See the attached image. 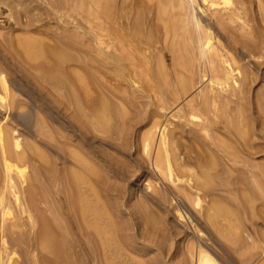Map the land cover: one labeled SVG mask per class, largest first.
<instances>
[{
    "label": "rangeland",
    "instance_id": "rangeland-1",
    "mask_svg": "<svg viewBox=\"0 0 264 264\" xmlns=\"http://www.w3.org/2000/svg\"><path fill=\"white\" fill-rule=\"evenodd\" d=\"M78 1H80L81 4H78ZM78 1L0 0V98H3L0 99V131H4V135L1 132L2 137L7 136L9 139L8 140L6 137L4 139L3 137V141L5 142L1 140L0 147L1 145L4 146L7 140L9 144H12L13 142V146L10 145V148L13 147L11 150L15 154H18L16 151L24 153V161H20V159L12 154L14 157L10 158V156L7 155L6 162L11 165L13 164V169L22 170L25 175L24 177L27 178L29 175L30 177L36 176L39 178L38 180L41 185L44 186L45 183L44 187L50 199L47 200L48 197H46L45 202L39 198V202L41 203L43 201L44 204L42 202V204L37 203V205L39 204L40 208L43 210L48 206L49 208L47 207L48 209H45L48 211H50V207L53 209L52 205H55L56 208L58 207L56 209L54 206L56 211L59 213L62 211L60 215L64 224L67 226V232H69L66 240L67 243L70 244L69 248L72 249V252H74L78 261L80 260L79 262L77 261V264L80 262V264H197L198 256L202 251L208 256H211L214 262H216L215 264H264V0H211L215 3H210L209 6L211 7H207V10H209L207 11V16L209 14L213 15L212 12H216V16H213L220 20H217L216 22L214 21L215 23L211 22L215 39L219 38V41H216L219 42V44L221 42V46L228 49V55L232 56L231 58H234L232 59L234 63H232L233 67L236 69L238 66L237 70L240 71H238L237 74V70H234L233 77L234 75L237 76L234 77L236 83L237 81L239 83L236 85L241 86L240 88H236V85L233 86V84H231L232 86L230 87V83L227 84L231 90L226 87L228 89L222 91L225 95H220L222 96L221 99H224V103L221 105L214 103L215 105L217 104V107H222L220 109L223 110L224 107L227 111L219 110L212 104L210 105L212 107L208 109L209 112H207L206 116H203L205 113H200L201 111L199 112L197 109L194 110V112L196 111V118L190 115L191 109L189 101H192L193 99H189L198 98L196 94L199 93L198 95L200 96V94L206 90L205 86H207V90H209V84L206 82L204 83V81L207 80L200 77L202 76L201 71H203V68L200 66V61L198 63L195 53H187V55H185V51L182 52L180 50L183 54L181 58H179L181 53L178 52L179 50H173V47L171 46L175 41L174 39L180 37L177 33L181 32L185 22L186 25L188 24L187 27L190 29L193 28L192 25L194 24L191 18L186 16V13L190 11L189 8L191 5L192 7H194V5L195 7H198V5L201 6L202 4L200 3V0H194L193 2H196V4L190 0H185L186 2L184 0H113V2L111 1L110 3L112 19L105 18V21L103 19V21L99 20L97 14H95L97 13L93 6L95 0ZM120 2L123 3L120 4ZM191 2L192 4H189ZM184 4H187L186 7L183 6ZM111 5H113V8ZM180 5L183 6L182 11H180ZM231 9H234L233 11L235 12H232ZM184 11H186V13ZM226 11L229 12L230 15L231 13L234 14L231 15L232 18L229 14L225 16ZM218 13H222L224 17ZM119 15L121 16L119 17ZM123 15L124 17H122ZM210 15L208 17H210ZM127 16L129 17L128 19ZM175 16L177 17L175 18ZM228 16L230 17V20ZM182 18L185 22H182ZM126 19L128 23L125 21ZM217 22H219V24ZM169 23H171L170 26L172 28H170ZM109 25H112L113 27H110ZM175 25L176 29L179 28L177 29L179 31H177L176 34ZM99 26L104 29V35L106 32L109 33L108 30L111 32L112 28L115 30L118 29L116 32L119 37L122 35L123 39L128 36L126 34H130L129 39L133 41H129H131L133 45L137 44L136 46H138L141 54L147 58L145 59L143 57L144 62L145 60L148 61L145 63L149 66L152 74L149 72V75L151 74L149 77L145 76L146 74L141 75L142 78L138 77L139 82L135 77L138 82L137 87L132 82L134 77L127 73L125 65L112 64L109 61V56H104L106 52H108L109 55L113 50L115 53H118V50L120 51V45L118 46V44H116L117 40L112 39L111 42H109V46L105 48V53L98 51L96 44L94 46L92 39L95 42L94 37L96 36L95 34L99 32ZM125 26L126 28L127 26L129 28L126 29L124 28ZM131 26L137 34L130 28ZM167 26H169L168 29ZM86 32H90V34H87ZM167 32H171L170 35ZM25 37H31L38 40L42 48L40 50L44 53L46 52L45 54L47 55L52 51H56L58 54L54 52L53 55L57 54L55 57L57 59L61 58L62 60L59 59V62H62L63 65L59 63L56 66V63L53 62V60L49 63V61L47 62L45 59L31 58L28 55L30 47L37 49L38 46L36 48L35 46L37 43L34 44V42L33 44L35 48L30 44V47L27 49L28 53L27 51H24L22 44L19 43H22V40ZM34 39L31 40L35 41ZM81 39H83V41ZM104 39L105 41L107 40L106 42L109 41L108 36H104ZM235 39H237V41ZM233 40H235V43ZM75 41L77 42L76 44ZM161 41L165 44L163 45ZM26 42L25 44H27ZM61 42L62 44H59ZM63 42L67 43L68 46L72 45L74 48H78H69V51H67L68 46L65 48L66 44H63ZM88 42H90V49H88ZM25 44L23 45L25 46ZM83 44L84 46L85 44H88V47H84ZM167 44L169 45L168 48ZM26 46H28V44ZM143 47H145V50H142L144 49ZM79 48L84 49L85 52L90 50L88 56L84 54L85 61L82 56L83 52L79 51ZM95 48L96 52L94 50ZM251 50L253 51L251 52ZM77 52H80V54ZM98 52L100 55H98ZM94 53H98L97 56ZM231 53L233 54L231 55ZM174 54H176V56H174ZM183 55L185 57H183ZM190 55H192V57H190ZM59 56H63V58ZM64 57L66 58L64 59ZM172 57L173 59H171ZM102 58H106L105 60L107 62L104 59L102 60ZM174 58L177 59V61ZM68 59L69 62H71V66H68L74 69V71L72 69L71 71L66 69V67H68L66 66ZM92 59L96 60L98 64L91 61ZM156 59L159 60V63H156ZM182 59L183 62H181ZM188 59L191 60L194 67H192L189 62L190 60L188 61ZM174 61H179L181 64L184 63L182 67L186 64L184 66L185 68H182L181 66L179 67L178 65V67L176 66V69L173 64ZM69 62L67 64H69ZM188 63L189 66L191 65L190 68H186L189 67ZM75 64L77 67H80L78 68V73H81L83 67L88 69V66H90L89 68H93L95 65V71H93L94 69L90 71L93 75L95 74L93 76V78H95V83L98 82L96 84L93 83L95 86L98 84L96 88H93V85L82 87L77 80V83L75 82V79H77L76 75L78 74L77 70L73 68L75 67ZM101 64H103V66H101ZM198 64L200 65L198 66ZM98 65L101 66V68L98 67ZM53 66H56L57 68ZM153 66L156 67L154 68V70L156 69L155 72ZM53 68L55 70H53ZM161 69L164 71H161ZM48 70L52 72H46ZM98 71H102L100 74L103 81L102 79L100 80V76L97 75ZM241 71L243 73H241ZM70 72H72L73 75L70 74ZM153 72L156 73V76L159 78L156 79ZM188 72L189 74H187ZM64 74L67 76H64ZM176 74H178L179 78H177L178 76L175 77ZM69 75L70 78L68 77ZM80 75L83 74L81 73ZM145 77L148 81L145 80ZM62 78L66 79V83L72 78L73 80L71 79L69 81L71 85L67 83L70 86L74 84L73 87L69 86L71 92L73 91V95L76 96L77 94L83 95H79V98L73 96L72 93L70 94V89H67L68 87L66 85V88L65 86H61L64 85L62 83L65 82ZM180 78L185 79L186 81L183 82L182 80H179ZM239 78H242V80ZM112 79H115L116 81ZM143 79L146 83H143ZM246 79L248 81L250 80L249 83ZM1 80H4L7 87L3 86ZM51 80L56 84L54 85ZM150 80H152V82ZM58 81L60 84H57ZM179 81L183 82V84ZM99 83L101 84L99 85ZM167 84L172 86L170 87ZM56 85L60 87L58 88ZM77 85L80 86L78 87ZM184 85L189 87H187L189 92H186L187 89L186 87L184 88ZM242 86L243 88L241 89ZM98 87L100 89H98ZM88 88H93L95 90L91 91ZM137 88L139 90H137ZM180 88L183 92L180 91ZM233 88L234 90L237 89V92H235ZM245 88L246 90H244ZM238 89L241 90V92L239 90L240 93L238 92ZM227 90L232 92V96H228L229 94L226 95ZM66 91L69 92H67V95ZM215 92L217 94L218 91L215 90ZM220 92L218 94H220ZM233 92L240 96L238 97V95L235 94V97ZM68 94L74 97L73 101L75 102L77 101L75 98H78V102L76 103L80 106L78 104L74 106V103V105H72V99ZM86 95H88V97ZM242 96L243 98H241ZM83 97L86 105H84L83 99H81ZM94 97L98 99H95ZM87 99H89L91 103H89L90 105H88ZM245 99L246 101H244ZM92 100L94 101L93 103ZM239 102L241 103L238 104ZM236 104L238 105L236 106ZM84 106L87 107V109ZM185 107L186 109H184ZM90 112L92 113L89 114ZM198 112L200 114H197ZM92 114H94V116ZM223 114H227L226 117ZM207 115L211 118V120L209 119L211 122H204L207 121L205 120L206 118L208 119ZM222 115L224 118H222ZM87 118L88 120H86ZM94 118H98V121ZM198 120H201L202 124L201 121L199 122ZM85 121L87 123H85ZM180 122H183L184 124ZM230 122H232V124H230ZM210 123L214 124L211 125ZM232 125L233 127H231ZM193 127L195 131H193ZM205 127H207V129ZM189 131L191 132L189 133ZM204 131L206 134L203 133ZM148 132H152L155 137L152 136V133H150L152 135H149ZM162 132L168 137V140L166 136V138L164 137V142L166 143V141H168V144L166 143L167 145H165L163 143V147L167 150V146L169 145L168 147H170V150H165V153L167 152L166 156L164 152H161L164 148H159V145L162 146V135H165L161 134ZM144 135L147 136L143 137ZM241 135L243 137H241ZM148 139H150L151 142L148 141ZM144 140L147 141V143ZM15 141H17L18 146L14 145ZM208 141L212 143L210 144ZM215 141L217 142L214 143ZM144 143L147 148H144L146 147ZM223 143L228 144L225 145L226 148H229L228 150L223 148ZM2 151L3 148L1 147L0 192L2 191L6 194L3 193L6 196L5 197L1 192L4 198L3 202L6 203L5 208L8 207V202L11 206L6 208L7 210L0 209V216H5L4 218H0V226L3 227V229L0 227L2 229V233L0 232V252L2 251V256L5 255L3 257V263L1 264H6L8 257L10 264H39L41 263V259L44 263L50 262V264H55V261L51 256L45 252V254L41 252L37 242L34 241L37 225H32L31 221H29L30 218L27 216L28 214L26 211L28 210V203L25 204L26 202H24L27 197V195H24L27 194V187L25 186V188L24 185L27 184L25 182L23 185H20L19 182L16 181L18 177L17 174H15V172L11 173V175H15L12 176V183L15 184V189L17 188L16 190L14 189V191H17L19 187L20 189H24L18 190L19 192L13 191V188L9 184L10 182H7L9 179L5 177L7 176L5 173L6 170L3 171V168L5 169V161L2 156L4 155L2 154ZM70 153L73 154L71 155ZM162 153H164L163 156L165 158L161 156ZM76 154H79L78 158ZM226 154H229V156ZM82 155H84L87 160L86 162L84 161L86 164L88 160H90L91 163L88 162L86 165L83 162L84 158ZM168 155L171 156L169 157ZM156 156H158V158ZM229 157L233 158L231 159ZM42 164H44V166ZM89 164H92V166ZM51 165L53 168H50L52 167ZM83 167L84 169H82ZM89 167L90 170H88ZM181 167L183 169L185 168L184 170L187 171V174L184 173L185 171ZM167 168H170V170L174 168V171L172 170L173 173L171 174L170 170ZM85 169L86 171H84ZM94 169H98V171ZM45 170L46 172H44ZM47 170L49 172H47ZM66 171L77 174L80 173L79 175L85 180V185H81L80 189L81 194L85 196V203L87 206H96L100 210L96 221L99 222L98 225L101 226L102 233L98 241H100V243L102 242L101 245L103 244L105 246H103V248L100 245V249L98 246L99 251H96L98 249H93L94 245L91 243H93L94 240L89 232H87V235L85 234L86 238L88 237L87 240H85L86 238L84 239V234H78L80 227L78 226V223L76 224L75 222V215L73 216L74 220L72 219L74 211H72L73 209L70 207L71 203L69 202L70 205H68V200L73 197V193H71V189L69 188L70 184H68L71 181V174L68 175V172L66 174ZM166 171L167 173H170L168 174L169 177L171 175V179H168ZM99 172L100 175H98ZM48 173H51L52 175ZM84 174L89 179L85 177ZM61 175H63V179L60 178ZM178 176L181 177L178 178ZM66 177L70 178L65 179ZM215 177H217L218 180ZM190 179L191 181L195 180V183L198 185L190 182ZM5 180L8 184H5ZM176 180H178V182ZM207 182H210L211 184ZM216 183L218 185H216ZM4 185L8 188L9 195L8 192L6 193ZM7 185L12 189L11 192V189H9V186L7 187ZM94 186L97 188V191ZM54 188L55 190H53ZM67 188H69V190ZM57 190L61 191L58 192ZM69 191L70 196H68ZM48 192H50V194ZM63 192L68 194H64ZM54 193L56 196H54ZM19 194L20 198L18 196ZM65 195H67V197ZM21 196L23 199L26 196L24 201ZM68 197H70V199H67ZM9 200H11V202ZM15 200L19 201H17L18 204ZM50 201L52 204L49 203ZM21 202L26 205L25 211L24 208L20 207H24ZM46 203L48 205L44 207L43 205ZM64 207L68 212L64 211ZM32 208L30 207V213L35 209L31 210ZM1 210L7 212L3 215ZM43 210L41 212L45 211ZM37 211H39V209H37L36 212ZM48 211L45 212L48 213ZM107 213L110 214L107 215ZM33 214L35 215L36 213ZM33 214L31 213L30 216L32 217ZM34 215L33 218H35ZM88 217L91 221L93 215L90 214ZM2 219H5L6 221ZM24 220L26 222L28 220V222L26 223ZM2 221L6 222V225H11L18 221L20 222L23 231L19 229L21 233L17 230L16 233L11 234L10 231L7 230L9 226L3 224L4 222ZM73 222H75V224ZM24 226L26 229H24ZM76 228H78V231ZM5 230L9 235H7ZM22 232L26 233L27 236L24 235L25 237L22 236V238ZM28 232L30 234H28ZM3 233H5V235ZM89 235H91V237ZM2 238L4 242H6L5 245L2 242ZM86 245L88 248L92 247V249H90L91 251L87 250V252H84L88 249ZM29 246L30 248H28ZM5 249H7V251ZM9 250H11V252ZM92 252L96 255H92ZM31 253L33 254L31 255ZM6 254L9 255L7 256ZM37 256H42L43 258L39 259V257L37 260ZM78 256L82 258H78ZM94 256H99L98 259L101 257L99 262L94 260ZM12 260L18 261V263H14ZM73 260L75 261V258H73ZM20 261L22 263H20ZM74 261H72V264H76Z\"/></svg>",
    "mask_w": 264,
    "mask_h": 264
},
{
    "label": "bare ground",
    "instance_id": "bare-ground-1",
    "mask_svg": "<svg viewBox=\"0 0 264 264\" xmlns=\"http://www.w3.org/2000/svg\"><path fill=\"white\" fill-rule=\"evenodd\" d=\"M65 1V0H64ZM75 1V0H74ZM76 1H78V0H76ZM94 1V0H93ZM111 1L113 2V0H95L94 2H93V6L95 7V9H96V11H97V13H95V14H97V18L99 19V20H104L105 18H108V19H112V14H111V11H110V3H111ZM171 1V0H170ZM185 1V0H184ZM190 1H194V0H190ZM201 2V6H199L198 5V7H195V5H194V7H192V5L190 6V11L188 12V13H186V11H184V12H182L183 14H185L186 16H188V17H190L191 18V20H192V22H193V24L194 25H192L193 26V28L192 29H190L189 27H187L188 26V24L186 25V22L184 21V19L182 18V22H185V24H184V26H183V28H182V30H181V32H178L177 33V35L179 34L180 35V37H177V36H175V37H177V38H175L173 41V44H172V46L171 47H173V50H179L178 52H180V50L183 52V51H185V55H187V53H195V57L198 59V63H199V61H200V64H198V66L200 65L202 68H203V71H201L202 72V76H200V77H203L205 80H207V81H204V83L206 82V83H208L209 84V90H207V86H205L206 87V90H204V92L202 93V94H200V96L198 95V94H196L197 95V97L198 98H191V99H189V100H192V101H189L190 103V109H191V116L192 117H194V118H196V111L194 112V110H196L197 109V111L199 110V112L200 113H205V115H203V116H206V114H207V112H209L208 111V109L210 108V107H212V106H210V105H212L213 104V106L215 107L217 104H219V105H221V104H223L224 102V99L222 100L221 98H222V96H220L221 94L222 95H225L224 93H222V91H224V90H226V89H230V87L232 86L231 84H233V86H235L236 84H239L238 83V81H237V83H236V79H234V77H237L236 75H234V77H233V72H235L238 68V66H237V64H236V69L233 67V60L232 59H234V58H231L232 56H230V55H228V49H225V47L223 48V46H221V42H220V44H219V42H217L216 40H218L219 38H216L215 39V35H214V30H213V27H212V24H211V22H216L217 20L218 21H220L219 20V18H217V17H214V16H216V12H212V14L214 15H210L209 13V15H210V17H208L207 16V11H209V10H207V7H211V6H209L210 5V3L211 4H214L215 2H213V1H211V0H200ZM215 1V0H214ZM58 2V1H57ZM60 2V1H59ZM79 2V3H78ZM78 2H76V3H78V4H81L80 3V1H78ZM186 2V1H185ZM184 2V3H185ZM192 2L191 3H189V4H192ZM213 2V3H212ZM55 3V2H54ZM54 3H53V5H54ZM61 3V2H60ZM71 3V2H70ZM116 3H117V1H116ZM123 3V2H122ZM121 2H120V4H122ZM161 3H163V2H161ZM194 3V2H193ZM59 4V3H58ZM177 4H179V3H177ZM194 4H196V2L194 3ZM199 4V3H198ZM76 5V4H75ZM127 5V4H126ZM176 5V4H175ZM182 5V4H181ZM180 5V6H181ZM187 5V4H186ZM186 5L184 4L183 6H185L186 7ZM58 6V5H57ZM112 6V8H113V5H111ZM116 6V5H115ZM128 6V5H127ZM174 6V5H173ZM177 6V5H176ZM179 6V7H180ZM183 6H181V10L180 11H182V7ZM55 7H56V5H55ZM80 7V6H79ZM57 8V7H56ZM58 8H59V6H58ZM177 8V7H176ZM89 9V8H88ZM87 9V10H88ZM117 9V8H116ZM119 9H120V7H119ZM161 9V8H160ZM210 9V8H209ZM78 10V9H77ZM90 10V9H89ZM88 10V11H89ZM187 10V9H186ZM234 10V9H233ZM232 9H231V11L232 12H235V11H233ZM236 10V9H235ZM83 11H85V10H83ZM113 11V10H112ZM164 11H166V10H164ZM230 11V10H229ZM230 11V12H231ZM118 12V11H117ZM124 12V11H123ZM129 12V11H128ZM83 13V12H82ZM81 13V14H82ZM125 13V12H124ZM123 13V14H124ZM163 13H165V12H163ZM181 13V14H182ZM227 13V14H226ZM226 13H225V16H227L228 14L230 15V13L229 12H227L226 11ZM177 14V13H176ZM219 14V13H218ZM233 13H231V15H232ZM90 15V14H89ZM117 15V14H116ZM121 15H122V12H121ZM121 15H119V17L121 16ZM125 15V14H124ZM124 15L122 16V17H124ZM129 15V14H128ZM178 15V14H177ZM219 15H222V13L221 14H219ZM231 15H230V17H231ZM234 15V14H233ZM236 15V14H235ZM90 16H92V15H90ZM90 16H88V17H90ZM126 16V15H125ZM180 16V15H179ZM218 16V15H217ZM223 17H224V15H222ZM94 17V16H93ZM121 17V18H122ZM131 17V16H130ZM177 16H175V18H176ZM183 17H184V15H183ZM187 17V18H188ZM220 17V16H219ZM230 17L228 16V18H229V20H230ZM81 18H82V16H81ZM95 18V17H94ZM96 18V19H97ZM114 18H115V16H114ZM129 17L127 16V19H128ZM179 18H181V17H179ZM220 18H222V17H220ZM227 18V19H228ZM232 18V17H231ZM127 19L125 20L126 22H127ZM165 19V18H164ZM102 20V21H103ZM114 20V19H113ZM116 20V19H115ZM166 20V19H165ZM222 20V19H221ZM226 20V19H225ZM225 20H223V21H225ZM105 21V20H104ZM119 21V20H118ZM129 21V20H128ZM135 21V20H134ZM174 21V20H173ZM187 21V20H186ZM80 22V21H79ZM98 22V21H97ZM109 22V21H108ZM117 22V21H116ZM129 22H131V21H129ZM190 22V21H189ZM188 22V23H189ZM214 22V23H215ZM128 23V22H127ZM135 23V22H134ZM168 23V22H167ZM218 24H219V22H217ZM100 24V23H99ZM98 24V25H99ZM105 24V23H104ZM109 24H110V22H109ZM115 24V23H114ZM119 24H120V22H119ZM175 24V23H174ZM173 24V25H174ZM177 24V23H176ZM182 24V25H183ZM88 25H90V24H88ZM135 25V24H134ZM171 25V23H169V26ZM214 25H216V24H214ZM81 26V25H80ZM101 26V25H100ZM98 27L99 28V32L97 33V34H95L96 36L94 37V39H95V42H94V40L92 39V41H93V43H94V46H95V44H96V48H98V51H100V52H102V53H105V48L106 47H108L109 46V42H111V40L112 39H114V40H117V43L116 44H118V46L120 45V51L118 50V49H116V50H118V53L116 52H114V50H113V52H109L110 54L108 55V52H106L105 53V55L104 56H109V61H110V63H112V64H115V65H125V67H126V69H127V73L130 75V76H133L134 77V79H135V77L138 79V82H139V78H142L141 77V75H144V74H146L145 76H150L152 73L150 72V68H149V66L147 65V63H145L147 60H145V62H144V59H143V57H144V55L143 54H141V52H140V50H139V48H138V46H136L137 44H134L133 45V43L131 42V41H133V40H131V39H129L130 38V34H126V35H128L126 38H122V33L120 34L121 36L119 37V35H118V33L116 32L117 30H115L114 28H112V31L110 32V30H108L109 31V33H107L106 32V34L104 35V29H102L101 27ZM110 26V25H109ZM129 26V25H128ZM127 26V28H129ZM137 26V25H136ZM169 26H167V29L169 28ZM220 26V25H219ZM82 27V26H81ZM85 27V26H84ZM83 27V28H84ZM110 27H113L112 25L110 26ZM92 28V27H91ZM118 28V27H117ZM124 28H126V26L124 27ZM126 28V29H127ZM131 29H132V26L130 27ZM134 28V27H133ZM170 28H172L171 26H170ZM222 28V27H221ZM105 29H106V27H105ZM114 29V30H113ZM136 29V28H135ZM175 29H176V25H175ZM177 29H179V28H177ZM176 29V31H175V34H176V32L177 31H179V30H177ZM133 30V29H132ZM85 31V30H84ZM83 31V32H84ZM91 31V30H90ZM113 31H115V32H113ZM127 31V30H126ZM134 31V30H133ZM132 31V32H133ZM167 31V30H166ZM120 32V31H119ZM121 32H122V30H121ZM124 32V31H123ZM130 32V31H129ZM135 32V31H134ZM134 32H133V34H134ZM87 33V32H86ZM128 33V32H127ZM136 33V32H135ZM166 33V32H165ZM167 33H169V32H167ZM171 33V32H170ZM170 33H169V35H170ZM174 33V32H173ZM218 33V32H217ZM85 34V33H84ZM84 34H82V35H84ZM87 34H90V32H88ZM137 34V33H136ZM135 34V35H136ZM92 35V34H91ZM126 35H124V36H126ZM218 35V34H217ZM233 35V34H232ZM67 36H69V35H67ZM66 36V37H67ZM70 36H72V35H70ZM104 36L106 37V36H108L109 37V41L108 42H106L105 41V39H104ZM137 36V35H136ZM140 36H141V34H140ZM165 36V35H164ZM229 36V35H228ZM92 37H93V35H92ZM132 37V36H131ZM142 37V36H141ZM217 37V36H216ZM231 37V36H230ZM237 37V36H236ZM27 37H25V38H23V40H22V43L20 42L21 41V39H20V43L19 44H22V46H23V50L24 51H27V53H28V47H30L29 45L30 44H32V46L34 47V44H36V48H37V46H38V48H39V46H40V48H39V50L37 51V49H33L32 47H30V49H29V56L31 57V58H38V59H45V60H47V62L49 61V63L51 62V60H53V62H55L54 64L57 66V64H62L63 65V63L62 62H59V59L60 60H62L61 58H59V57H62L63 58V56H59L58 58L59 59H57L55 56L58 54L56 51H50L51 53H52V55H51V53H49V55H47V54H45L43 51H41L40 49H42L41 48V44H40V42L38 41V40H35L34 38H27L28 40L30 39H34L35 41H33V40H27L26 39ZM83 38V37H82ZM87 38V37H86ZM91 38V37H90ZM122 38V39H121ZM174 38V37H173ZM232 38V37H231ZM25 39V40H24ZM68 39V38H67ZM132 39H133V37H132ZM140 39V38H139ZM138 39V40H139ZM143 39V38H142ZM82 41H83V39H81ZM80 40V41H81ZM129 40H131V41H129ZM236 41H237V39H235ZM235 40H233V42L235 41ZM238 40H240V39H238ZM27 41V42H26ZM37 41V42H36ZM62 41H64V40H62ZM66 41V40H65ZM71 41V40H70ZM69 41V42H70ZM77 41H79V40H77ZM86 41V40H85ZM88 41V40H87ZM90 41V40H89ZM134 41H136V40H134ZM150 41V40H149ZM219 41V40H218ZM229 41H231V40H229ZM241 41V40H240ZM25 42L28 44V46H26L27 44H25ZM35 42V43H34ZM74 42V41H73ZM171 42V41H170ZM34 43V44H33ZM77 42L75 41V44H76ZM85 43V42H84ZM92 43V42H91ZM161 43H162V41H161ZM168 43V42H167ZM235 43V42H234ZM23 44H25V46H26V48H25V46L23 45ZM59 44H62V42L61 43H59ZM63 44H66V46H65V48L68 46L67 45V43H64L63 42ZM70 44V43H69ZM74 44V45H75ZM88 44H89V47H88ZM88 44H85V46H86V48L88 47V49H90V42H88ZM163 44V43H162ZM165 44V43H164ZM163 44V45H164ZM92 45V44H91ZM139 45V44H138ZM229 45H231V44H229ZM72 46V45H71ZM71 46H68V50L67 51H69V48H71V49H75V48H78V47H71ZM83 46H84V44H83ZM84 46V47H85ZM248 46V45H247ZM34 47V48H35ZM60 47H61V45H60ZM114 47H115V45H114ZM126 47V48H125ZM128 47V48H127ZM140 47H142V46H140ZM169 47V45L167 44V48ZM233 47V46H232ZM243 47V46H242ZM255 47V46H254ZM64 48V47H63ZM85 48V49H86ZM96 48L94 49L95 50V52H96ZM144 49H142V50H145V47H143ZM153 48V47H152ZM238 48V47H237ZM80 49V48H79ZM115 49V48H114ZM127 49V50H126ZM225 49V50H224ZM241 49H243V48H241ZM256 49V48H255ZM78 50V49H77ZM77 50H75V51H77ZM141 50V51H142ZM172 50V49H171ZM48 51V50H47ZM79 51H81V52H83V54H82V56H83V59H84V54L85 55H87L88 56V52L90 51H86L87 52V54H86V52H85V50L84 49H80ZM92 51V50H91ZM111 51V50H110ZM168 51H169V49H168ZM253 50H251V52H252ZM57 53L56 55H53V53ZM182 52H180L181 53V55H180V57L179 58H181V56H182ZM227 54H226V53ZM230 52V51H229ZM246 52V51H245ZM26 53V52H25ZM77 53H79L80 54V52H77ZM99 53V52H98ZM97 53V54H98ZM143 53V52H142ZM96 56H97V54L96 53H94ZM230 54V53H229ZM233 53H231V55H232ZM250 54H252V53H250ZM27 55V56H28ZM91 55V54H90ZM98 55H100V53L98 54ZM143 55V56H142ZM178 55V54H177ZM81 56V57H82ZM86 56V57H87ZM104 56H101V57H104ZM174 56H176V54H174ZM85 57V58H86ZM147 57V56H146ZM160 57H161V55H160ZM170 57V56H169ZM183 57H185L184 55H183ZM187 57V56H186ZM190 57H192V55H190ZM189 57V58H190ZM195 57H193L194 59H196ZM235 57V56H234ZM66 57H64V59H65ZM100 58V57H99ZM145 58V57H144ZM188 58V57H187ZM101 59V58H100ZM104 58H102V60H103ZM106 59V58H105ZM104 59V60H105ZM145 59H147V58H145ZM171 59H173V57L171 58ZM175 59V58H174ZM186 59V58H185ZM157 60V62L156 63H159L158 61V59H156ZM162 60V59H161ZM160 60V61H161ZM176 61H177V59H175ZM190 59H188V61H189ZM78 61V60H77ZM76 61V62H77ZM84 61H85V59H84ZM84 61H83V63H84ZM91 61H94V62H96V60H94V59H92ZM99 61V60H98ZM106 61V60H105ZM232 61V62H231ZM238 61V60H237ZM43 62H45V61H43ZM46 62V63H47ZM68 62H69V59H68ZM67 62V63H68ZM104 62V61H103ZM107 62V61H106ZM106 62H104V63H106ZM148 62V61H147ZM175 62V61H174ZM173 62V64L175 65V67L177 66L178 67V65H179V67L181 66L182 67V65L184 64H181V63H179V61L178 62H175L174 63ZM181 62H183V59H182V61ZM190 63H191V65H192V62H191V60L189 61ZM45 63V64H46ZM66 63V66H68V65H70L71 66V62H69V64H67ZM87 63H89V62H87ZM86 63V64H87ZM93 63V62H92ZM97 63V62H96ZM96 63H94V64H96ZM109 63V64H110ZM163 63V62H162ZM179 63V64H178ZM186 63V62H185ZM233 63V64H232ZM78 64H80V63H78ZM98 64V63H97ZM107 64V63H106ZM108 64V65H109ZM149 64V63H148ZM177 64V65H176ZM53 65V64H52ZM61 65V66H62ZM88 65V64H87ZM89 65H91L90 63H89ZM155 65H157V64H155ZM158 65H160V64H158ZM173 65V66H174ZM186 65V64H185ZM184 65V66H185ZM190 65V66H191ZM242 65V64H241ZM56 66H53V67H55V68H57ZM60 66V67H61ZM70 66H68V67H66V69L68 70V71H71V67ZM101 66H103V64H101ZM101 66H99L98 65V67H100L101 68ZM105 66V65H104ZM172 66V67H173ZM183 66V67H184ZM188 66H189V63H188ZM190 66L189 67H186V68H190ZM239 66H240V64H239ZM52 67V66H51ZM65 67V66H64ZM83 67V66H82ZM90 66H88L87 68L88 69H86V67H83L82 68V71H81V73L83 74V75H80L81 73H78V68H80V67H77L76 66V64H75V67H73V68H75V70H77V79H75V82L77 83V81L80 83V85L83 87H85V86H87L88 85V87H89V85H93V88H96L97 87V85L95 86V84L96 83H98V82H96L95 83V78H93V76L95 75H93V73L90 71V70H92V69H94V67H95V65L93 66V68L91 67V68H89ZM164 67H165V65H164ZM172 67H171V69H172ZM175 67H173V68H175ZM177 67H176V69H177ZM182 67V68H183ZM192 67H194L193 65H192ZM249 67V66H248ZM59 68V67H58ZM68 68H70V69H68ZM77 68V69H76ZM154 68H156V67H154L153 66V70H154ZM162 68H163V66H162ZM185 68V67H184ZM198 68V67H197ZM196 68V69H197ZM242 68H243V66H242ZM49 69V68H48ZM97 69V68H96ZM113 69V68H112ZM117 69V68H116ZM152 69V68H151ZM180 69V68H179ZM192 69V68H191ZM199 69V68H198ZM53 70H55L54 68H53ZM66 70V71H67ZM73 71H74V69H72ZM98 70V69H97ZM156 70V69H155ZM155 70H154V72H155ZM163 69H161V71H162ZM173 70V69H172ZM235 70V71H234ZM93 71H95V69L93 70ZM119 71H120V69H119ZM164 71V70H163ZM238 71H240V70H237V74H238ZM242 71H243V69H242ZM241 71V73H243ZM46 72H48V73H50V72H52V71H50V70H48V71H46ZM102 71H98V74L97 75H99L100 76V80L102 79V76H101V73ZM116 72V71H115ZM123 72V71H122ZM149 72L151 73L150 75H149ZM153 72V73H154ZM157 72V71H156ZM75 73V72H74ZM96 73H97V71H96ZM121 73V72H120ZM126 73V72H125ZM164 73V72H163ZM162 73V74H163ZM169 73V72H168ZM177 73V72H176ZM179 73V72H178ZM183 73V72H182ZM181 73V74H182ZM70 74H72L73 75V73L72 72H70ZM148 74V75H147ZM155 75L154 76H156V73H154ZM165 74V73H164ZM180 74V73H179ZM187 74H189V72L187 73ZM240 74V73H239ZM249 74V73H248ZM104 75V74H103ZM121 75H122V73H121ZM157 75H159V74H157ZM185 75V74H184ZM194 75V74H193ZM198 75V74H197ZM243 75V74H242ZM64 76H67V75H65L64 74ZM126 76V75H125ZM129 76V77H130ZM178 76V74H176L175 75V77H177ZM199 76V75H198ZM256 76V75H255ZM69 78H70V75L68 76ZM74 77V78H75ZM139 77V78H138ZM147 77V78H148ZM152 77V76H151ZM161 77V76H160ZM162 77H163V75H162ZM257 77V76H256ZM255 77V78H256ZM64 78V77H63ZM62 78V79H63ZM66 78V77H65ZM99 78V77H98ZM103 78H104V76H103ZM106 78V77H105ZM126 78H127V76H126ZM157 78H159V77H157L156 76V79ZM166 78H168V77H166ZM169 78H170V74H169ZM177 78H179V76L177 77ZM176 78V79H177ZM182 78V77H181ZM179 79V80H182L183 82L184 81H186L185 79ZM203 78H202V81H203ZM244 78V77H243ZM253 78V77H252ZM1 79H3V78H1ZM68 79V78H67ZM72 79V78H71ZM70 79V80H71ZM116 79H117V77H116ZM128 79V78H127ZM131 79V78H130ZM134 79H132V82L134 83V85H136V87L138 86L137 84H138V82L136 81V79L134 80ZM151 79V78H150ZM162 79V78H161ZM175 79V80H176ZM188 79V78H187ZM192 79V78H191ZM197 79H199V78H197ZM240 80H242V78H239ZM248 79V78H247ZM246 79V80H247ZM65 82H63L62 83V81L60 80V82L62 83V84H64V85H61V86H67L68 88L67 89H70L69 88V86L71 85L70 83H69V81H67V83L68 84H70V85H68L67 83H66V79H63ZM73 80V79H72ZM77 80V81H76ZM97 80V79H96ZM112 80H115V79H112ZM119 80H121V79H119ZM145 80H147L146 79V77H145ZM144 79H143V83H146V81H145ZM189 80V79H188ZM194 80V79H193ZM245 80V79H244ZM253 80H254V78H253ZM52 81V83H53V80H51ZM56 81V80H55ZM54 81V82H55ZM102 81H103V79H102ZM116 81V80H115ZM148 81V80H147ZM151 82H152V80H150ZM168 81V80H167ZM166 81V82H167ZM250 81V80H249ZM249 81L247 80V82L249 83ZM1 82H2V84H3V86L4 87H7L6 86V84L4 83V80H1ZM91 82H92V84H91ZM160 82H161V80H160ZM180 83H182L183 84V82H181V81H179ZM178 82V83H179ZM188 82V81H187ZM187 82H185V83H187ZM194 82V81H193ZM244 82V81H243ZM59 83V81L57 82V84ZM66 83V84H65ZM78 83V84H79ZM93 83H95V84H93ZM125 83V82H124ZM126 83H127V81H126ZM155 83V82H154ZM154 83H152L153 85H155ZM165 83V82H164ZM169 83V82H168ZM176 83V82H175ZM189 84H191L190 82H188ZM230 83V87L227 85V84H229ZM252 83V82H251ZM54 85L56 84V83H53ZM60 84V83H59ZM73 84V83H72ZM101 83H99V85H100ZM181 84V86L183 87V85ZM189 84H187V85H189ZM194 84V83H193ZM192 84V85H193ZM197 84V83H196ZM74 85V84H73ZM73 85L72 86H70V87H73ZM79 85V86H80ZM106 85H107V83H106ZM118 85H120V84H118ZM123 85V84H122ZM126 85V84H125ZM128 85H130V84H128ZM146 85V84H145ZM145 85H143V86H145ZM149 85H150V83H149ZM149 85H148V87H149ZM157 85V84H156ZM161 85H162V82H161ZM168 85V84H167ZM166 85V86H167ZM178 85V84H177ZM180 85V84H179ZM191 85V86H192ZM201 85V84H200ZM205 85H207V84H205ZM227 85V86H226ZM244 85V84H243ZM253 85V84H252ZM58 88L60 87V86H58V85H56ZM66 86H65V88H66ZM78 86V85H77ZM77 86H76V88H77ZM78 86V87H79ZM102 86V85H101ZM160 86V85H159ZM168 86H170V85H168ZM172 86V85H171ZM170 86V87H171ZM241 86V85H240ZM240 86L238 85H236V88L237 87H239L240 88ZM248 86H250V85H248ZM248 86H246V87H248ZM117 87V86H116ZM140 87V86H139ZM162 87V86H161ZM164 87V86H163ZM169 87V88H170ZM174 87V86H173ZM186 87V92H189V87L188 86H185L184 85V88ZM188 87V88H187ZM226 87H228V88H226ZM65 88H64V91H65ZM75 88V89H76ZM91 88V87H90ZM90 88H88L89 90H95V89H90ZM132 88V87H131ZM150 88V87H149ZM155 88V87H154ZM191 88V87H190ZM243 88V86L241 87V89ZM66 89V90H67ZM74 89V88H73ZM80 89V88H79ZM86 89V88H85ZM98 89H100L99 87H98ZM105 89V88H104ZM156 89V88H155ZM163 89V88H162ZM178 89V88H177ZM81 90H83V89H81ZM137 90H139L138 88H137ZM157 90V89H156ZM202 90V91H203ZM215 90L216 91H218L217 92V94H216V92H215ZM231 90V89H230ZM233 90H234V88H233ZM237 90V89H236ZM236 90H234L235 92H237ZM239 90L240 89H238V92H239ZM244 90H246V88L244 89ZM69 91V90H68ZM68 91H66V95H67V92ZM86 91V90H85ZM119 91V90H118ZM175 91V90H174ZM180 91H182L183 92V90H181V88H180ZM202 91H200V92H202ZM215 93H214V92ZM221 91V92H220ZM70 94L73 92H71V89H70ZM68 92V93H69ZM115 92V91H114ZM220 92V94H218ZM227 93H226V95H228V96H232L231 95V91H226ZM229 92V93H228ZM240 92H241V90H240ZM239 92V93H240ZM87 93V92H86ZM85 93V94H86ZM99 93V92H98ZM185 93V92H184ZM88 94V93H87ZM175 94V93H174ZM183 94V93H182ZM186 94V93H185ZM212 94V95H211ZM233 94H234V92H233ZM236 95H238V97L240 96L239 94H237V93H235ZM235 94H234V96H235ZM245 94V93H244ZM243 94V95H244ZM69 95V94H68ZM72 95H73V93H72ZM72 95L70 96L69 95V97L72 99V105H74V106H76L78 103H76V102H78V98L76 99L75 98V100H77L76 102L75 101H73L74 100V97H72ZM79 95H83V94H79ZM78 94H77V96L76 95H73V96H76V97H79L80 98V96H79ZM94 95H97V94H94ZM181 95V94H180ZM179 95V96H180ZM87 97H88V95H86ZM99 96V95H98ZM68 97V98H69ZM86 97V98H87ZM102 97V96H101ZM236 97V96H235ZM237 97V98H238ZM245 97V96H244ZM95 99H98V98H96V97H94ZM181 98H182V96H181ZM224 98V97H223ZM225 98H228V97H225ZM236 98V99H237ZM241 98H243V96L241 97ZM0 99H3L2 97L0 98ZM81 99H83V103H84V105H86L85 104V102H84V97L83 98H81ZM80 99V100H81ZM101 99V98H100ZM195 99V100H194ZM86 100V99H85ZM230 100L232 101V99L230 98ZM229 100V101H230ZM239 100V99H238ZM71 101V100H70ZM87 103H88V105H90L91 103H90V101H89V99H87ZM236 101V100H235ZM244 101H246V99L244 100ZM12 102V101H11ZM81 102V101H80ZM94 101L92 100V103H93ZM9 103H10V101H9ZM8 103V104H9ZM74 103V104H73ZM90 103V104H89ZM214 103H217L216 105L214 104ZM233 103H235V102H233ZM241 102H239L238 104H240ZM247 103V102H246ZM11 104V103H10ZM67 104H69V103H67ZM82 104V103H81ZM96 104V103H95ZM94 104V105H95ZM188 104V105H189ZM238 104H236V106L238 105ZM79 105V104H78ZM83 105V104H82ZM185 105H186V103H185ZM80 106V105H79ZM229 106V105H228ZM235 106V105H234ZM235 106V107H236ZM85 107V106H84ZM217 107V106H216ZM215 107V108H216ZM86 109H87V107H85ZM219 110H222V109H220V108H222V107H217ZM228 108H230V107H228ZM184 109H186V107L184 108ZM183 109V110H184ZM217 109V110H218ZM75 110H77V109H75ZM212 110V109H211ZM211 110H210V113H211ZM216 110V109H215ZM223 110H225L224 109V107H223ZM222 110V111H223ZM80 111V110H79ZM225 111H227V110H225ZM74 112V111H73ZM84 112H85V110H84ZM186 112V111H185ZM189 112V111H188ZM197 113V114H200V113ZM92 112H90L89 114H91ZM218 113V112H217ZM216 113V114H217ZM222 113V112H221ZM221 113H220V116H221ZM226 113V112H225ZM77 114V113H76ZM79 114V113H78ZM88 114V115H89ZM177 114V113H176ZM188 114V113H187ZM229 114V113H228ZM93 116H94V114H92ZM175 115V114H174ZM208 115H209V113H208ZM207 115V116H208ZM215 115V114H214ZM223 115H225V117H226V115L227 114H223ZM223 115H222V118H224L223 117ZM231 115V114H230ZM240 115V114H239ZM75 116V115H74ZM175 116H177V115H175ZM174 116V117H175ZM201 116V115H200ZM212 116V115H211ZM90 117V116H89ZM198 117V116H197ZM213 117V116H212ZM232 117V116H231ZM79 118V117H78ZM177 118V117H176ZM194 118H191V119H194ZM214 118V117H213ZM221 118V117H220ZM221 118V119H222ZM228 118H230V117H228ZM94 119H98V118H94ZM188 119H190V118H188ZM209 119L211 120V118L208 116V119L206 118L205 120H207V121H204V122H211V121H209ZM233 119V118H232ZM231 119V120H232ZM77 120H79V119H77ZM76 120V121H77ZM86 120H88V118L86 119ZM182 120H184V119H182ZM216 120V119H215ZM227 120V119H226ZM234 120V119H233ZM98 121V120H97ZM190 121V120H189ZM199 122L201 121V120H198ZM217 121V120H216ZM219 121V120H218ZM204 122H203V124H204ZM214 122V121H213ZM224 122V121H223ZM227 122V121H226ZM233 122V121H232ZM232 122H230V124H232ZM85 123H87L86 121H85ZM89 123V122H88ZM100 123V122H99ZM180 123H182V124H184L183 122H180ZM186 123V122H185ZM189 123V122H188ZM216 123V122H215ZM84 124V123H83ZM179 124V123H178ZM201 124H202V121H201ZM211 125L212 124H214V123H210ZM228 124V123H227ZM237 124V123H236ZM207 125H209V124H207ZM238 125V124H237ZM178 126V125H177ZM182 126V125H181ZM186 126V125H185ZM203 126V125H202ZM205 126H206V124H205ZM234 126H235V121H234ZM90 127V126H89ZM204 127V126H203ZM208 127V126H207ZM207 127H205L206 129H207ZM211 127V126H210ZM231 127H233V125L231 126ZM88 128V127H87ZM162 128H164V127H162ZM183 128V127H182ZM189 128H191V127H189ZM205 128H203V129H205ZM212 128V127H211ZM98 129V128H97ZM193 129H194V127H193ZM191 130V129H190ZM209 130V129H208ZM208 130H207V132H208ZM239 130V129H238ZM163 131V130H162ZM193 131H195V129L193 130ZM192 131V132H193ZM206 131V130H205ZM205 131L203 132V133H205ZM1 132H2V130L0 131V142H2L3 141V137H2V134L4 135V131L2 132V134H1ZM106 132V131H105ZM161 132V131H160ZM191 131H189V133H190ZM150 133H152V132H150ZM149 132H148V134L149 135H152V134H150ZM196 133V132H195ZM194 133V134H195ZM199 133H200V131H199ZM209 133V132H208ZM161 134H165L164 132H162ZM168 134V133H167ZM206 134V133H205ZM7 135V134H6ZM170 135V134H169ZM197 135H199L198 133H197ZM147 135H144L143 137H146ZM152 136H154V134L152 135ZM166 136V134L163 136L162 135V138H163V140L161 141L162 142V146H160L159 145V148L161 149V147H162V149L164 148V150L163 151H161V152H164L165 153V150H167V149H165V147H163V145L165 144V145H167L168 143V141H166V143L164 142L165 140H164V137ZM209 136H210V134H209ZM208 136V137H209ZM6 138H7V136H5ZM5 137H4V139H5ZM151 137V136H150ZM155 137V136H154ZM167 137V136H166ZM165 137V138H166ZM170 137H172V136H170ZM194 137V136H193ZM197 137V136H196ZM199 137H200V135H199ZM241 137H243L242 135H241ZM2 138V139H1ZM153 138V137H152ZM159 138H160V136H159ZM218 138V137H217ZM8 139V138H7ZM154 139V138H153ZM161 139V138H160ZM194 139V138H193ZM197 139V138H196ZM210 139V138H209ZM215 139V138H214ZM2 140V141H1ZM9 140V139H8ZM7 140V141H8ZM159 140V139H158ZM167 140H168V137H167ZM6 141V144L4 145V146H2L1 145V147L3 148V151H2V154H4V155H2L3 157H4V161H5V163H4V165H5V169L3 168V171H5V173L7 174V176H5L7 179H9V180H7V182H10L9 184L11 185V187L13 188V191H14V189H15V184H13L12 183V176H15V175H11V173H14L15 172V174H17V176L19 177H17V182H19V184L21 185H23L25 182H26V184L27 185H24V187L26 186L27 187V194H24V195H27V197H26V200L24 201V199H25V197H24V199L22 198V196H21V198L23 199V201L24 202H26L25 204H27L28 203V205H27V209L28 210H26L27 211V216L31 219H29V221H31V224L32 225H37L36 226V228H37V231L35 232V235H34V241H36L37 242V245H38V247H39V250H41V252H45V253H47V254H49L50 256H51V258L55 261L54 263L55 264H72V261H74L73 260V258H75V263L77 264L79 261H78V259H77V257H76V255L74 254V252H72V249H70L69 248V243H67V237H68V235H69V232H67V226L64 224V222H63V219H62V217H61V213H62V211L59 213L58 211H56V209L58 208H56V206H55V208L56 209H54V206L52 205V207H53V209L50 207V211H48V210H45V209H48L49 207L47 206L48 204L46 203L45 205H43L44 207L45 206H47L44 210L45 211H48V213L47 212H45L42 208H40V205L39 204H42V202L40 203L39 202V200L41 199V200H44L45 202H46V197H48L47 198V200L48 199H50L49 198V196L47 195V191H46V189H45V183H44V186L43 185H41L40 184V182H39V178L38 177H36V176H33V177H30V175H29V177H24L25 175H24V173H23V171L22 170H15V169H13L12 168V166H13V164L11 165V164H9L8 162H6V157H7V155L8 156H10V158L11 157H14V156H16V158H18V159H20V161H24V158H25V155H24V153H20V152H17L16 151V153H18V154H15V153H13V151L11 150L12 148H10L11 146H13L12 144H13V142H12V144H9L8 142ZM145 141V140H144ZM148 141H150V139H148ZM194 141H195V139H194ZM198 141V140H197ZM210 141V140H209ZM208 141V143H212V142H209ZM214 141V140H213ZM219 141H220V139H219ZM222 142H224L223 140H221ZM3 142H5V141H3ZM146 143H147V141H145ZM151 142V141H150ZM170 142V141H169ZM217 141H215L214 143H216ZM164 143V144H163ZM220 143V142H219ZM218 143V144H219ZM2 144V143H1ZM145 144V143H144ZM158 144V143H157ZM11 145V146H10ZM14 145L15 146H18V144H17V141H15L14 142ZM125 145H126V143H125ZM207 145H209V144H207ZM223 145H224V147L223 148H226V146L225 145H228V144H224L223 143ZM230 145V144H229ZM145 146H146V144H145ZM169 146V145H168ZM167 146V148H168V150H170V147H168ZM213 146H214V144H213ZM219 146V145H218ZM0 147V148H1ZM6 147V148H5ZM220 147V146H219ZM230 147V146H229ZM144 148H147V146L146 147H144ZM209 148H210V146H209ZM208 148V149H209ZM214 148V147H213ZM156 149V148H155ZM216 149H218V148H216ZM229 148H226V150H228ZM157 150H159V149H157ZM167 150V151H168ZM213 150V149H212ZM233 150V149H232ZM211 151V150H210ZM214 151V150H213ZM21 152H24V151H21ZM156 152V151H155ZM160 152V153H161ZM170 152V151H169ZM168 152V153H169ZM215 152V151H214ZM213 152V153H214ZM220 152H221V150H220ZM232 152V151H231ZM164 153H162L161 154V156L163 157V158H165L163 155H164ZM217 153V152H216ZM234 153V152H233ZM232 153V154H233ZM14 156H13V155ZM26 154V153H25ZM41 154V153H40ZM71 155L73 154V153H70ZM166 154H167V152L165 153V156H166ZM225 154V153H224ZM231 154V153H230ZM77 155V154H76ZM75 155V156H76ZM155 155V154H154ZM227 156H229V154H226ZM40 156V155H39ZM38 156V157H39ZM75 156H73V157H75ZM78 156H79V154L77 155V158H78ZM81 156V155H80ZM159 156V155H158ZM158 156H156L157 158H158ZM169 156V155H168ZM171 156V155H170ZM169 156V157H170ZM226 156V157H227ZM233 156V155H232ZM26 157H28V156H26ZM82 157L84 158L83 159V162L85 161H87L86 160V158L84 157V155H82ZM235 157V156H234ZM15 158V159H16ZM29 158V157H28ZM41 158V157H40ZM39 158V159H40ZM42 158H43V156H42ZM79 158H81V157H79ZM155 158V157H154ZM229 158H233V157H229ZM74 159V158H73ZM76 159V158H75ZM82 159V158H81ZM237 159V158H236ZM8 160H9V158H8ZM49 160V159H48ZM154 160H156V159H154ZM234 160V159H233ZM3 161V162H4ZM39 161V160H38ZM76 161H77V159H76ZM82 161V160H81ZM80 161V162H81ZM164 161V160H163ZM167 161V160H166ZM28 162V161H27ZM84 162V163H85ZM88 162H90V160H88ZM88 162H87V164H88ZM168 162H169V159H168ZM91 163V162H90ZM159 163V162H158ZM47 164H48V162H47ZM77 164H78V162H77ZM86 164V163H85ZM86 164V165H87ZM43 166H44V164H42ZM50 165V164H49ZM53 165V164H52ZM51 165V166H52ZM89 165H91L92 166V164H89ZM157 165V164H156ZM168 165V164H167ZM180 165V164H179ZM42 166V167H43ZM79 166V165H78ZM169 166V165H168ZM183 166V165H182ZM184 166H185V164H184ZM39 167H40V165H39ZM46 167H47V165H46ZM85 167H87V166H85ZM171 167V166H170ZM50 168H53V166L52 167H50ZM93 168V167H92ZM161 168V167H160ZM172 168V167H171ZM182 168V167H181ZM43 169H44V167H43ZM81 169V168H80ZM82 169H84V167L82 168ZM167 169H169L170 170V168H167ZM174 169V168H173ZM173 169H171L170 170V173L172 174L173 172H172V170ZM183 169V168H182ZM185 169V168H184ZM183 169V170H184ZM40 170H41V167H40ZM49 170H51V169H49ZM53 170V169H52ZM88 170H90V167H89V169ZM94 170H96V171H98V169H94ZM163 170V169H162ZM166 170V169H165ZM168 170V171H169ZM190 170V169H189ZM54 171V170H53ZM56 171V170H55ZM81 171V170H80ZM79 171V172H80ZM84 171H86V169L84 170ZM164 171V170H163ZM174 171V170H173ZM177 171V170H176ZM185 172L184 173H186L187 171L186 170H184ZM35 172V171H34ZM44 172H46V170L44 171ZM47 172H49L48 170H47ZM67 172L68 171H66V174H67ZM161 172V171H160ZM182 172V171H181ZM40 173H42V172H40ZM54 173V172H53ZM83 173H85V172H83ZM88 173H89V171H88ZM162 173V172H161ZM166 173H167V171H166ZM169 173V172H168ZM167 173V175H168V179L171 177V175H170V177H169V174ZM190 173V172H189ZM45 174H47V173H45ZM48 174H51V173H48ZM71 174V175H70ZM80 173H71L70 171L68 172V175H70L71 176V181L68 183V184H70V186H69V188L71 189V193H73L72 194V196L73 197H71V199H73V200H71L70 199V197H68L67 199H70V200H68V205H70L69 204V202L71 203V205H70V207L73 209L72 211H74V213H73V215H72V219L74 220V218H75V222H76V224L78 223V226L80 227L79 228V232H78V234L79 233H81V235L82 234H84V236H85V234L87 235V232H89L92 236H93V240H94V242L93 243H91V244H93L94 245V247H93V249H98V246H99V249H100V247L102 246H105V245H101V243H100V241H98V239H99V237L101 236V226L100 225H98L99 224V222H97L96 221V219H98L97 218V215L99 214V209L95 206V207H93V206H87V204L85 203V196H83L82 194H81V192H80V189H81V185H85L84 183H85V180H84V178L81 176V175H79ZM94 174V173H93ZM96 174V173H95ZM187 174V173H186ZM185 174V175H186ZM4 175V174H3ZM52 175V174H51ZM64 175V174H63ZM63 175H61V177L60 178H62V176ZM85 175V174H84ZM83 175V176H84ZM97 175V174H96ZM98 175H100V172H99V174ZM177 175H178V173H177ZM44 176V175H43ZM47 176H49V175H47ZM56 176V175H55ZM66 176V175H65ZM90 176V175H89ZM40 177V176H39ZM42 177V176H41ZM46 177V176H45ZM58 177H59V175H58ZM85 177H87L86 175H85ZM173 177H175V176H173ZM179 177H181V176H178V178ZM188 177V176H187ZM191 177H192V175H191ZM190 177V178H191ZM203 177H204V175H203ZM56 178V177H55ZM68 177H66L65 179H67ZM70 178V177H69ZM68 178V179H69ZM88 178V177H87ZM185 178V177H184ZM199 178V177H198ZM215 178H217V177H215ZM63 179V178H62ZM89 179V178H88ZM171 179V178H170ZM175 179H177V178H175ZM192 179V178H191ZM191 179H190V182H193V183H195V180L194 181H191ZM201 179V178H200ZM221 179H223V178H221ZM19 180V181H18ZM53 180H54V178H53ZM87 180V179H86ZM186 180L188 181V179L186 178ZM197 180V179H196ZM207 180V179H206ZM216 180V179H215ZM217 180H218V178H217ZM224 180V179H223ZM177 182H178V180H176ZM182 181V180H181ZM220 181H222V180H220ZM242 181V180H241ZM241 181H240V183H241ZM65 182V181H64ZM63 182V183H64ZM91 182V181H90ZM89 182V183H90ZM175 182V181H174ZM205 182V181H204ZM243 182V181H242ZM61 183V182H60ZM176 183V182H175ZM198 183V182H197ZM207 183H210V182H207ZM214 183V182H213ZM217 183H219V182H217ZM216 183V185H218ZM221 183H223V182H221ZM226 183V182H225ZM5 184H8V183H6V180H5ZM49 184H50V182H49ZM48 184V185H49ZM196 184V183H195ZM211 184V183H210ZM56 185V184H55ZM63 185V184H62ZM196 185H198V184H196ZM223 185V184H222ZM225 185V184H224ZM9 185H7V187H8ZM14 186V187H13ZM50 186V185H49ZM53 186V185H52ZM59 186H61V185H59ZM82 186V187H83ZM93 186V185H92ZM1 187V186H0ZM4 187L6 188V186L4 185ZM21 187H23V186H21ZM25 187V188H26ZM47 187V186H46ZM53 187H55V186H53ZM52 187V188H53ZM66 187H68V186H66ZM89 187V186H88ZM95 187V186H94ZM94 187H92V188H94ZM97 187H98V185H97ZM57 188V187H56ZM69 188H67L68 190H69ZM91 188V189H92ZM96 188V187H95ZM99 188V187H98ZM9 189H11L10 188V186H9ZM17 189V188H16ZM15 189V190H16ZM66 189V188H65ZM1 190V189H0ZM4 190V189H3ZM18 190H24V189H20V187H19V189ZM17 190V191H18ZM47 190L49 191V189L47 188ZM53 190H55V188L53 189ZM59 190V189H58ZM57 190V191H58ZM95 190V189H94ZM12 191V189L10 190V192ZM17 191H14V192H17ZM61 191V190H60ZM60 191H58V192H60ZM96 191H97V188H96ZM2 192V191H1ZM1 192H0V209H2V210H7L6 208H8V207H10L11 206V204L8 202L7 203V205H8V207H6L5 208V204L6 203H4L3 202V196H5L6 194H5V192H2V194H3V196H2V194H1ZM8 192V195H9V191H8V188H6V193ZM19 192V191H18ZM54 192V191H53ZM67 192V191H66ZM99 192V191H98ZM100 192H101V190H100ZM26 193V192H25ZM49 194H50V192H48ZM56 193V192H55ZM54 193V194H55ZM62 193V192H61ZM64 194H68V193H65V192H63ZM59 194V193H58ZM90 194V193H89ZM92 194V193H91ZM12 195H13V193H12ZM11 195V196H12ZM1 196H2V198H1ZM19 196V198H20V194L18 195ZM51 196V195H50ZM54 196H56V194L54 195ZM66 197H67V195H65ZM68 196H70V191H69V194H68ZM6 197V196H5ZM52 197V196H51ZM59 197H61V196H59ZM64 197V196H63ZM99 197V196H98ZM97 197V198H98ZM9 198V197H8ZM18 198V199H19ZM40 198V199H39ZM101 198V197H100ZM103 198V197H102ZM6 200V199H5ZM12 200V199H11ZM11 200H9L10 202H11ZM20 200V199H19ZM38 200V201H37ZM52 200V199H51ZM64 200V199H63ZM66 200V199H65ZM106 200V199H105ZM7 201V200H6ZM16 201V200H15ZM18 201V200H17ZM16 201V202H17ZM21 201V200H20ZM19 202V201H18ZM18 202H17V204H18ZM105 202V201H104ZM21 203H23V202H21ZM37 203H39L38 205H37ZM50 204H52L51 203V201L49 202ZM65 203V202H64ZM63 203V204H64ZM24 203H23V205H24V207H22V206H20L21 208H24V211H25V208H26V205H25ZM43 204H44V202H43ZM49 204V205H50ZM104 205H106V204H104ZM67 206V205H66ZM65 206V207H66ZM30 207L32 208L31 210H33L34 208L36 209L37 207V209H39V211H37L36 212V210L34 209V211L32 212L31 211V213L33 214V213H36L34 216H35V218H33V215H32V217L30 216L31 215V213H30ZM43 207V208H44ZM63 207V206H62ZM64 207V208H65ZM109 207V206H108ZM60 208V207H59ZM67 208V207H66ZM65 208V209H66ZM44 211V212H41L42 210ZM61 209V208H60ZM64 209V211H67V209L65 210ZM1 210V212H3ZM18 210H19V208H18ZM23 210V209H22ZM63 210V209H62ZM70 210V209H69ZM109 210V209H108ZM29 211V212H28ZM71 211V210H70ZM69 211V212H70ZM7 211H5V212H3V215H4V213H6ZM19 212V211H18ZM68 212V211H67ZM105 212V211H104ZM107 212H110V211H107ZM29 213H30V215H29ZM46 213V214H45ZM71 213V212H70ZM103 213V212H102ZM1 214V213H0ZM48 214V215H47ZM72 214V213H71ZM70 214V215H71ZM93 215V218L91 219V221L89 220V217H88V215ZM108 214H110V213H107V215ZM75 215V217L73 218V216ZM16 216H18V215H16ZM24 216H25V214H24ZM67 216V215H66ZM105 216V215H104ZM5 217V216H4ZM4 217H2V215L0 216V218H4ZM107 217V216H106ZM16 218V217H15ZM14 218V219H15ZM18 218V217H17ZM13 219V220H14ZM25 219V218H24ZM27 219V218H26ZM70 219H71V217H70ZM2 220H4V221H6L5 219H2ZM18 220V219H17ZM4 221H2V222H4ZM15 221H16V219H15ZM25 221V220H24ZM1 222V223H2ZM26 222V221H25ZM27 222H28V220H27ZM26 222V223H27ZM71 222V221H70ZM75 222H73L74 224H75ZM101 222V221H100ZM104 222V221H103ZM110 222V221H109ZM6 222H4L3 224H5ZM12 223V222H11ZM10 223V224H11ZM22 223V222H21ZM68 223V222H67ZM6 225V224H5ZM107 225V224H106ZM6 226H9L8 228L6 227ZM5 227L7 228V230L8 231H10V233L11 234H13V233H16L17 232V230H21V231H23L22 229V227H21V225H20V222H14L13 224H11V225H6ZM68 226H69V223H68ZM0 227H2V226H0ZM34 227V226H33ZM70 227V226H69ZM111 227V226H110ZM35 228V229H36ZM75 228V227H74ZM105 228V227H104ZM2 229H3V227H2ZM1 228H0V232H1V230H2ZM24 229H26L25 228V226H24ZM32 229H34V228H32ZM31 229V230H32ZM72 229V228H71ZM77 229V231H78V228H76ZM110 229V228H109ZM20 230H19V232H20ZM74 230V229H73ZM5 232L7 233V231L5 230ZM18 232V233H19ZM26 232V231H25ZM71 232H72V230H71ZM74 232V231H73ZM2 233V232H1ZM21 233V232H20ZM23 233V232H22ZM4 235H5V233H3ZM10 234V235H11ZM28 234H30L29 232H28ZM77 234V235H78ZM7 235H9V233H7ZM6 235V236H7ZM18 235V234H17ZM21 235V234H20ZM27 236L26 235V233H23L22 235H21V237L23 236V237H25V236ZM91 235H89L90 237H91ZM32 236V235H31ZM22 237V238H23ZM29 237V236H28ZM71 237V236H70ZM105 237V236H104ZM109 237V236H108ZM11 238V237H10ZM14 238V237H13ZM13 238H12V240H13ZM20 238V237H19ZM74 238H75V236H74ZM74 238H73V240H74ZM86 238V236L84 237V239ZM88 238V237H87ZM87 238L85 239V240H87ZM97 238V239H96ZM17 239V238H16ZM27 239H29V238H27ZM78 239V238H77ZM102 239V238H101ZM104 239V238H103ZM8 240L10 241V239L8 238ZM15 240V239H14ZM33 240V239H32ZM81 240H82V237H81ZM80 240V241H81ZM104 240H106V239H104ZM104 240H102V241H104ZM112 240V239H111ZM1 241V240H0ZM8 241V242H9ZM25 241H26V238H25ZM29 241V240H28ZM27 241V242H28ZM75 241V240H74ZM73 241V242H74ZM79 241V242H80ZM2 242L4 243V245H5V243L6 242H4V240H3V238H2ZM13 242V241H12ZM19 242V241H18ZM17 242V243H18ZM68 242H70V241H68ZM76 242V241H75ZM74 242V243H75ZM99 242V243H98ZM1 243V242H0ZM2 243V244H3ZM16 243V244H17ZM34 243V242H33ZM105 243V242H104ZM109 243V242H108ZM16 244H14V245H16ZM18 244H20V243H18ZM25 244H27V243H25ZM36 244V243H35ZM78 244V243H77ZM13 245V246H14ZM22 245V244H21ZM24 245V244H23ZM74 245V244H73ZM101 245V246H100ZM109 245V244H108ZM111 245V244H110ZM2 246V245H1ZM36 246V245H35ZM72 246V245H71ZM87 246V245H86ZM19 247V246H18ZM17 247V248H18ZM83 247V246H82ZM85 247V246H84ZM5 248V247H4ZM25 248V247H24ZM28 248H30V246L28 247ZM32 248H33V246H32ZM72 248H73V246H72ZM87 248H88V246H87ZM104 248V247H103ZM9 249V248H8ZM11 249V248H10ZM13 249V248H12ZM20 249V248H19ZM26 249V248H25ZM74 249V248H73ZM78 249V248H77ZM84 249V248H83ZM82 249V250H83ZM85 249H86V247H85ZM90 249H92V247H90V248H88V249H86L84 252H87V250L88 251H91ZM99 249L98 250H96V251H99ZM6 251H7V249H5ZM5 250H4V252H5ZM30 250V249H29ZM28 250V251H29ZM38 250V249H37ZM10 252H11V250H9ZM75 251V250H74ZM23 252V251H22ZM32 252V251H31ZM33 252H34V250H33ZM37 252V251H36ZM78 252H80V251H78ZM93 252H94V250H93ZM91 253L92 255L93 254H95V253ZM30 253V252H29ZM44 253V254H45ZM81 253V252H80ZM101 253V252H100ZM2 254V251L0 252V264L1 263H3V257L5 256H2L1 255ZM5 254V253H4ZM23 254V253H22ZM24 254H25V252H24ZM33 253H31V255H32ZM37 254V253H36ZM90 254V255H91ZM99 254V253H98ZM97 254V255H98ZM7 255V254H6ZM9 255V254H8ZM7 255V256H8ZM27 255V254H26ZM78 255V254H77ZM80 255V254H79ZM96 255V254H95ZM103 256V255H102ZM24 257H26V256H24ZM32 257V256H31ZM40 257V256H39ZM38 256H37V260H38V258H39ZM80 256H78V258H79ZM91 257H93V256H91ZM95 257V259L94 260H96V261H98L99 262V260L101 259V257L98 259V257L97 256H94ZM97 257V258H96ZM32 258H35V257H32ZM31 258V259H32ZM41 258H43L42 256L39 258V259H41ZM80 258H82V257H80ZM36 259V258H35ZM92 259V258H91ZM52 260V261H53ZM85 260V259H84ZM94 260H92V261H94ZM13 261V260H12ZM25 261V260H24ZM45 261V260H44ZM78 261V262H77ZM95 261V262H96ZM5 262V261H4ZM14 263H18V261H13ZM12 262V263H13ZM28 262V261H27ZM26 262V263H27ZM37 262V261H36ZM40 262L41 263H39V264H50V262H48V263H44V262H42V259L40 260ZM73 262V263H74ZM85 262V261H84ZM248 262V261H247ZM20 263H22L21 261H20ZM81 263V262H80ZM79 263V264H80ZM88 263V262H87ZM90 263V262H89ZM97 263V262H96ZM216 262H214V260L212 259V257L211 256H208L207 254H205L203 251L202 252H200V254H199V256H198V259H197V264H215ZM6 264H10V260H9V257H8V261H7V263ZM91 264V263H90ZM95 264V263H94ZM101 264V263H100Z\"/></svg>",
    "mask_w": 264,
    "mask_h": 264
}]
</instances>
